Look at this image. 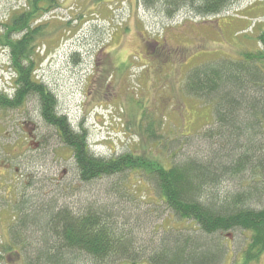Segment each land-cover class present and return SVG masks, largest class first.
I'll list each match as a JSON object with an SVG mask.
<instances>
[{
    "label": "rangeland",
    "instance_id": "1",
    "mask_svg": "<svg viewBox=\"0 0 264 264\" xmlns=\"http://www.w3.org/2000/svg\"><path fill=\"white\" fill-rule=\"evenodd\" d=\"M166 1L60 0L59 8L38 20L43 28L34 80L55 95L58 113L66 114L75 130H85L96 156L131 152L170 166L206 157L211 146L230 148L215 138L202 139L215 127L214 101L189 95L186 78L195 66L263 49L264 0H236L205 16L196 15L189 3L167 7ZM30 7L28 0H0V23ZM15 77L10 48L0 46V94L9 99ZM246 94L256 95L251 89ZM153 134L165 136L164 144ZM245 173L207 187L205 196L230 203L246 193L242 206L264 209V179L249 185L250 172ZM143 174L129 171L84 182L72 149L46 123L36 95L19 107L0 108V264H27L44 249L34 227L18 228L29 211L37 209L43 221L50 205L77 214L88 204L114 213L119 226L135 235L133 248L142 257L165 236L191 233L201 250L219 244L223 254L216 264H243L249 233L198 231L172 215ZM250 260L247 264H264V254L258 262ZM74 264L93 262L84 256Z\"/></svg>",
    "mask_w": 264,
    "mask_h": 264
},
{
    "label": "trees",
    "instance_id": "2",
    "mask_svg": "<svg viewBox=\"0 0 264 264\" xmlns=\"http://www.w3.org/2000/svg\"><path fill=\"white\" fill-rule=\"evenodd\" d=\"M28 1L30 10L23 9L7 22L0 23V46L10 48L12 69L16 73L13 98L0 94V108L19 107L25 99L36 95L44 120L72 149L82 181L129 171L144 173L147 181L158 189L161 202L172 215L193 223L198 231L209 236L236 229L249 233L243 264L251 263L250 259L258 262L264 254V209L242 206L249 196L246 193L234 195L233 200L226 203L218 197L219 202L207 199L205 192L223 178L247 174V171L250 172L249 185L264 179V48L237 60L222 59L195 66L187 75L185 88L189 95L214 101L215 127L204 133L202 139H218L228 144L229 150L222 144L219 148L211 146L206 157H189L170 166L131 152L108 159L90 151L85 130H75L67 115L58 113L55 95L46 85L34 80L35 52L43 28L42 21L38 23V20L59 8L61 3L60 0ZM235 1L167 0L166 6L180 7L189 3L196 15L205 16L219 14ZM250 89L256 94L251 98L246 94ZM155 137H158L157 144H164L165 136ZM50 207L43 221L38 218L37 209L19 220L18 228L34 227L45 243L44 249L27 264H74L84 256L93 264H216L223 254L215 241L201 250V241L187 233L163 237L155 250L142 257L133 248L135 235L122 229L114 213L107 208L88 204L76 214ZM255 251L260 253L255 254Z\"/></svg>",
    "mask_w": 264,
    "mask_h": 264
}]
</instances>
